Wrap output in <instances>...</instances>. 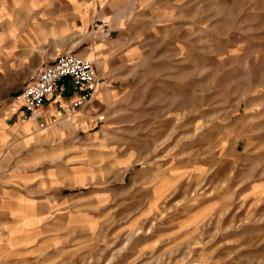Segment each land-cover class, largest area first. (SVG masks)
<instances>
[{"label":"rangeland","instance_id":"1","mask_svg":"<svg viewBox=\"0 0 264 264\" xmlns=\"http://www.w3.org/2000/svg\"><path fill=\"white\" fill-rule=\"evenodd\" d=\"M79 2H94L93 8L78 4L73 16L60 0L56 21L32 26L30 36L45 59L74 52L94 60L98 76L111 63L129 77L114 82L126 96L112 112L121 110V123L116 118L107 130L106 149L118 140L134 156L122 177H108L121 194L118 203L71 212L152 220L114 239L101 229L79 244L85 253L75 257L60 255L65 247L57 255L24 210L17 222L0 219V252L16 248L5 261L0 255V264H100L138 246L147 250L139 264H264V0ZM9 66L0 63V122L24 110L19 96L43 67ZM11 150L0 157V186L8 182L4 157ZM113 169L108 161V175ZM69 212L59 209L48 219L61 227ZM160 219H171L168 226L179 227L180 236L154 239ZM44 226L50 233V224Z\"/></svg>","mask_w":264,"mask_h":264},{"label":"crops","instance_id":"2","mask_svg":"<svg viewBox=\"0 0 264 264\" xmlns=\"http://www.w3.org/2000/svg\"><path fill=\"white\" fill-rule=\"evenodd\" d=\"M59 1L0 0V63L10 65L9 67L20 65L21 69L30 68L28 72H32V65L43 66L52 62L50 56L45 59V55L37 49L30 32L33 30L32 26L43 21L51 24L56 21L54 17L58 16ZM64 1L72 10L73 16L78 13L75 8L78 4L83 8L87 5L89 9L94 4L81 3L80 0ZM82 24L81 21L78 26ZM110 65L111 63L105 76H98L99 82L92 100L81 108L72 109L80 91L69 84L66 89H59L50 95L39 112L27 115L25 110H21L16 119L11 121L6 118L0 122V157L7 147L11 146L12 149L4 157L5 162L9 161V168L8 182L0 186V219H16L17 222V219H24V210L25 213L28 211L34 220L31 227L40 234L41 239L49 240L53 249L58 250L57 255L61 247L65 248H62L60 255L73 254L76 257L84 254L85 250L79 244L100 234L101 229H107V235L114 239L138 228L140 223L152 220L84 219L71 212L75 207L85 208L88 204L101 208L110 206L112 201L118 203L121 194H117L116 190L112 191L111 185L107 184L110 179L108 177H115V181L116 177H122V169L128 167L133 160V153H123L121 141L115 140L114 146L106 149L107 145L112 144L107 130L114 124L121 123V110L118 115H112V112L122 109L119 106L123 105L126 96L124 89L113 87L114 82L129 79L115 72ZM39 69L38 66L34 71ZM34 76L33 74L32 77ZM107 152L110 154L108 160L102 156ZM108 161L114 166L109 175L106 170ZM91 185L93 189L85 195L75 194L71 190ZM17 208L22 209V213L16 211ZM64 208H70V212L63 226L58 227L55 225L57 220L48 217ZM170 221L171 219L158 221L162 223V227L154 239L165 241L180 236L182 230L168 226ZM178 222L181 225L186 221ZM47 224H50V233L45 234L44 225ZM10 227L6 229L9 231ZM10 250L16 248L9 246ZM9 251L0 252L3 261L8 259ZM146 251L138 246L126 258H106L100 264H139L138 256ZM107 255L109 257L110 254ZM166 261L157 264H165ZM150 264H155V261Z\"/></svg>","mask_w":264,"mask_h":264},{"label":"built area","instance_id":"3","mask_svg":"<svg viewBox=\"0 0 264 264\" xmlns=\"http://www.w3.org/2000/svg\"><path fill=\"white\" fill-rule=\"evenodd\" d=\"M98 82V66L94 60L74 52H64L43 65L33 81L27 84L19 96L21 107L27 115L39 112L50 95L72 84L80 91L72 107L76 110L92 100Z\"/></svg>","mask_w":264,"mask_h":264},{"label":"bare ground","instance_id":"4","mask_svg":"<svg viewBox=\"0 0 264 264\" xmlns=\"http://www.w3.org/2000/svg\"><path fill=\"white\" fill-rule=\"evenodd\" d=\"M108 58V57H107ZM105 60H107V59H105ZM106 66V65H105ZM105 68V67H104ZM105 70V69H104Z\"/></svg>","mask_w":264,"mask_h":264}]
</instances>
